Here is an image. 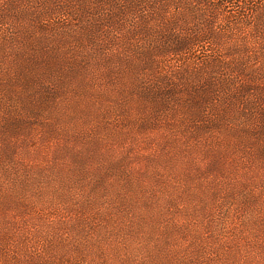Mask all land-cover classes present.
I'll list each match as a JSON object with an SVG mask.
<instances>
[{"label": "rangeland", "instance_id": "374dc122", "mask_svg": "<svg viewBox=\"0 0 264 264\" xmlns=\"http://www.w3.org/2000/svg\"><path fill=\"white\" fill-rule=\"evenodd\" d=\"M20 24L22 26L14 27V31L10 30L16 37L14 46L4 44L8 41L0 38V147L3 150L10 153L4 146L18 140L14 153L27 159V163L38 159L46 162L41 158L59 157L65 152L67 156L61 160L72 162L69 154L76 155L79 148L84 154L105 152L110 157L114 151V159L124 162L130 174H125L129 178L124 183L149 184L152 198L169 205L164 209L165 214H156V220L148 219L160 228L157 235L166 234L180 246L209 233L221 242L236 238L242 247H251V253L257 254L264 264V249H261L264 228L256 225V220L248 223L245 215L238 214L239 209L232 208L233 217L229 214V219L222 217L221 227L216 226L214 231L211 226L206 228L207 215L196 211V207L208 202L203 197L211 188L210 182L222 180L223 176L233 177L235 172L237 175V172L254 171L264 177V105H257L260 93L264 94V71L258 70L264 61L260 56L241 64H237V56L224 57V60L212 57L206 65L212 63L211 67L203 70L199 61L206 59L210 47L201 44L193 50L192 60L170 56L153 64L152 57L147 56L150 45L128 43L121 30L115 29L109 34L104 30L100 34L78 24L53 25L40 30L29 17L21 18ZM36 40L46 48L48 59L43 60L45 67L40 62L37 65L42 76L38 73L31 76L23 71L26 58L38 49L33 43ZM220 65L228 68V76L223 80L228 88L220 87ZM240 65L246 70L233 71L241 70ZM199 68L202 70L195 72ZM183 71L189 73L188 78L181 76ZM209 79L216 80L212 81L217 83L212 88L207 86ZM244 86L249 91L242 96L228 94ZM207 90L214 92L210 96L211 104L204 108V118H198L192 110L206 106L205 95L199 91L208 96ZM34 93H37V101L30 102ZM50 93L56 94L58 101L55 102ZM8 97L14 101H9ZM31 147H36L39 156H35ZM235 158L245 160V165L235 168L231 164ZM17 171L18 180L24 179V168ZM142 172H161L165 185L137 176ZM49 176L55 177V181H50L52 184L71 191L70 201L76 203L90 188L91 178L87 181L76 170L66 168ZM244 176L241 175L243 179ZM44 179L47 180V175L29 181L28 185L41 184ZM3 188L6 191L4 185ZM49 188L48 184L44 189ZM187 190L193 195H186ZM49 204V201L42 203L39 207L42 211L37 209V213L56 219L53 227H61L63 218L73 220L79 216L55 207L50 214L46 210ZM99 209L105 210L104 206ZM94 211L81 217L89 228L81 246L59 245V238L70 242L83 233L55 229L41 220V216L26 215L20 224L28 236L21 238L19 231H11L9 234L14 235L5 251L21 262L39 260L40 255L46 258L48 249H52L56 257L60 253L65 257L69 252L83 251L67 255L72 257L71 262L92 264L94 255L89 244L93 236L102 232L97 223H104V217L95 215ZM218 212L222 215L224 211L217 209L213 214L216 218L221 217ZM18 214L21 218L22 214ZM248 217L253 219L256 215L251 213ZM0 219L8 220L1 210ZM52 231L58 235L52 236ZM51 262L61 264L54 258Z\"/></svg>", "mask_w": 264, "mask_h": 264}, {"label": "trees", "instance_id": "16d2710c", "mask_svg": "<svg viewBox=\"0 0 264 264\" xmlns=\"http://www.w3.org/2000/svg\"><path fill=\"white\" fill-rule=\"evenodd\" d=\"M23 17H29L32 24H36L40 30L49 29L53 25L69 26L68 24H78L87 30L95 29L100 34L104 30L106 34L115 29L121 30L124 40L126 39L128 43L150 45L147 48L149 49L147 56L152 57L153 64L170 56L178 60H192L193 50L200 48L201 44H208L210 47L206 59L199 61V65L204 66L203 70L211 67L212 63L206 65L212 57L224 60L226 57L233 59L237 56L239 58L237 64L257 59L258 56L264 61V0H0L2 39L0 40L8 41L3 42L4 44L14 46L16 41L14 27L22 26L20 23ZM33 43L38 49L34 50L30 58H26L27 64L23 71L36 76L40 70L38 63L45 67L43 60L46 62L48 59L42 42L36 40ZM220 66L222 67L220 87L228 88L223 81L228 76V68ZM199 70L202 68L195 72ZM235 70L245 71L246 68L241 66V70L233 71ZM258 70L264 71V64ZM186 74L189 73L183 71L181 76L188 78ZM37 75L42 76V73ZM212 81L216 80L209 79L208 88L217 84ZM248 91L249 88L244 86L228 94L242 96ZM199 92L205 95L203 102L206 106L192 110V114L204 118V108L211 104L210 96L214 92L207 90L208 96L204 91ZM260 94L258 106L264 105V94ZM50 95L55 102L58 101L56 94ZM37 97V93L31 95L30 102H35V99L37 101ZM8 99L14 101V98ZM214 111L217 112L216 109ZM15 146H19L18 140L4 146V149L11 150L10 153L0 147V210L8 219H0V264H36L39 261L43 264H52V258L61 264H77L71 262L72 257L67 254L83 251H72L65 257L60 253L56 257L52 249H48L46 258L40 255L39 260L25 259L23 262L15 261L10 252L5 251L14 235L9 233L13 230L19 231L20 237L26 238L27 231L23 230L20 221L24 220L23 217L26 215L30 218L41 216L37 211H42L39 207L46 201L50 202L46 209L51 212L50 214L55 207L65 208L66 214L75 212L79 215L73 220L63 218L60 222L61 227H53L56 219L41 216V220L47 221L52 228L83 233V236L70 242L59 238V245L77 247L84 243V236L89 229L81 218L84 213L95 210V215L104 217V223H97L102 232L93 236L94 240L89 244L90 252L94 255L92 264H115L117 261L123 264H213L215 261L218 264H261L258 255L251 253L252 248L242 247L236 238L221 242L219 238L216 239L209 233L185 246H180L166 234L157 235L160 228L157 223H152L148 219L156 220V214H165L164 209H168L169 205L152 198L153 192L149 184L141 186V182L134 181L124 183L123 181L129 178L125 174H130L124 168V162L114 159V151L111 157L105 152L84 154L77 146L76 148H79L77 154H69L72 162L61 160L67 156L65 152L55 158H41L46 162H40L38 159L27 163V159L14 153ZM32 149L35 156H39L36 147ZM234 160V164L233 162L231 164L235 168L245 163L241 158ZM22 167L24 179L18 180L17 169ZM66 168L76 170L78 174L86 177L87 181L88 177L91 178L89 190L84 192L85 195L80 197L78 203L70 201L71 191H63L60 184L50 182L55 181V177L49 175L58 174ZM243 174L244 179L241 177ZM41 175H47V180H42L41 184L38 182L33 186L28 185L29 181H35ZM137 176L165 185V177L161 172L153 174L142 172ZM223 177L222 180L208 184L211 188L208 189L207 196L203 197L208 202L196 207V211L207 215L206 228L211 226L215 231L216 226L221 227L222 217L229 219L233 215L232 208L239 209L238 214L245 215L246 222L252 223L256 220L255 224L264 228V177L261 178L254 171L248 174L237 172V175L235 172L233 177ZM174 182L177 183V180ZM48 184L50 188L44 189ZM185 193L193 195L189 190ZM100 206H104L103 212L98 210ZM11 207L13 211H10ZM217 209L224 211L222 215L218 212L220 218L213 215ZM18 213L22 214L21 218ZM251 213L256 217L253 219L248 217ZM51 234L58 235L54 231ZM262 248L264 249V246H261Z\"/></svg>", "mask_w": 264, "mask_h": 264}]
</instances>
